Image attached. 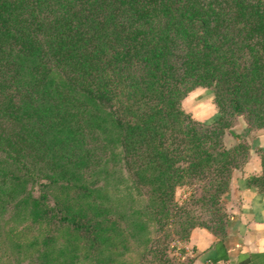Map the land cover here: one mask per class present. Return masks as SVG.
<instances>
[{"label": "trees", "instance_id": "16d2710c", "mask_svg": "<svg viewBox=\"0 0 264 264\" xmlns=\"http://www.w3.org/2000/svg\"><path fill=\"white\" fill-rule=\"evenodd\" d=\"M198 87L218 110L209 123L181 108ZM238 117L246 137L264 131V0H0V152L16 168L0 176L16 192L29 178L73 183L78 198L91 196L81 177L109 149L129 190L151 187L157 213L174 212L177 186L203 182L212 225L189 221L180 239L206 229L219 239L209 264L225 262L230 216L218 204L251 148L233 131ZM226 133L238 140L231 148ZM257 152L262 173L246 186L264 194V149ZM75 198L50 208L28 196L35 220L55 217L90 234L93 209ZM96 227L107 236L118 228ZM160 254V264H192Z\"/></svg>", "mask_w": 264, "mask_h": 264}, {"label": "rangeland", "instance_id": "374dc122", "mask_svg": "<svg viewBox=\"0 0 264 264\" xmlns=\"http://www.w3.org/2000/svg\"><path fill=\"white\" fill-rule=\"evenodd\" d=\"M181 108L201 123L211 122L218 111L212 92L203 87L188 93L181 101ZM241 123L243 118H236L234 132ZM243 134L237 135L242 137ZM253 138L254 134H250L244 139L250 144ZM236 143L238 140L228 133L222 137L225 148ZM0 164L3 172L4 168L9 174L16 171L15 165L6 162L1 152ZM124 168L120 158H114L108 149L104 160L92 165L89 171L84 170L81 184L89 187L91 196L80 198L73 183L53 184L45 180L36 183L28 178L23 190L16 192L11 180L0 176V264H160L162 249L174 263L182 259L180 252H185L186 242L180 236L188 228V222L212 225L213 216L203 182H185L177 186L172 195L175 210L168 215L162 209L157 213V203L149 185L141 184L133 191L127 188L131 179ZM228 194L229 191L222 195L218 204L224 215H229ZM29 195L44 201L50 208L66 196H77L74 205L83 209H88L89 205V209H93L88 210L89 217L93 216L90 234L70 223L61 224L55 217L35 220ZM157 217L161 222H157ZM100 222H115L118 228H113L107 236L101 227L96 230ZM102 235L106 237L104 244L92 240H100Z\"/></svg>", "mask_w": 264, "mask_h": 264}, {"label": "crops", "instance_id": "0c3cea01", "mask_svg": "<svg viewBox=\"0 0 264 264\" xmlns=\"http://www.w3.org/2000/svg\"><path fill=\"white\" fill-rule=\"evenodd\" d=\"M235 130V129H233ZM235 133L246 134V125H237ZM246 138V136H245ZM250 158L240 170H235L230 180L226 207L230 216L228 235L224 238V246L228 260L219 264H239L248 255H259L254 264H264V194L257 189L246 186L250 176L259 177L262 173L260 157L257 150L264 149V131H258L250 143ZM219 239L204 228H194L185 244L182 259L189 258L192 264H209L208 258L214 252ZM252 264L250 261L249 263Z\"/></svg>", "mask_w": 264, "mask_h": 264}]
</instances>
